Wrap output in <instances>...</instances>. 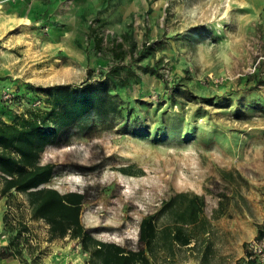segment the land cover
Here are the masks:
<instances>
[{
  "label": "rangeland",
  "instance_id": "374dc122",
  "mask_svg": "<svg viewBox=\"0 0 264 264\" xmlns=\"http://www.w3.org/2000/svg\"><path fill=\"white\" fill-rule=\"evenodd\" d=\"M0 13L10 23L0 33L6 121L50 109L48 88L80 85L89 69L92 81L112 65L139 74L109 87L118 112L92 110L40 157L57 166L46 186L89 189L81 221L95 239L135 246L141 218L177 191L203 194L202 215L215 227L237 218L264 230V0H0ZM114 41L124 43L122 59ZM3 183L0 174V224L10 239L22 231L19 258L42 264L54 253L90 264L80 238L49 239L28 194L3 195ZM187 255L178 251L179 262Z\"/></svg>",
  "mask_w": 264,
  "mask_h": 264
},
{
  "label": "trees",
  "instance_id": "16d2710c",
  "mask_svg": "<svg viewBox=\"0 0 264 264\" xmlns=\"http://www.w3.org/2000/svg\"><path fill=\"white\" fill-rule=\"evenodd\" d=\"M87 36L94 38L97 48L102 46L103 37L96 27H91ZM110 49L115 59H122L126 53L123 41H114ZM146 53L142 51L141 56ZM124 69L126 73H123ZM143 70L153 73L148 65ZM92 75L93 70L89 69L88 80L80 85L60 83L50 86L48 90L54 95L50 109H31L11 122L0 116V174L4 180L1 194H10L12 190L27 193L32 218L42 219L49 225L48 238H80L83 249L90 252V264H154L159 255L172 259L184 247L189 250L192 240L201 237V242H205L204 235L211 223L202 215L206 204L203 194L177 191L166 197L157 211L141 218L137 243L127 246L95 239L93 231L84 226L81 213L82 205L89 198L88 188L62 193L46 186L56 174L57 166L52 161L41 162L45 148L59 142L72 125L92 110L104 114L118 112L120 108L109 87L128 85L133 76L136 82L139 79L135 70L120 65L102 69L98 79L93 81ZM218 211L224 212L223 208ZM21 233L18 231L0 249V256L18 257L21 254ZM263 233L260 228L258 235Z\"/></svg>",
  "mask_w": 264,
  "mask_h": 264
},
{
  "label": "crops",
  "instance_id": "0c3cea01",
  "mask_svg": "<svg viewBox=\"0 0 264 264\" xmlns=\"http://www.w3.org/2000/svg\"><path fill=\"white\" fill-rule=\"evenodd\" d=\"M15 5V2L7 3L6 9L9 10V7H13ZM5 15L6 14L0 13V33L3 32L10 24L7 23L9 21ZM26 20L29 21V18L26 17ZM218 217L219 216H217V219ZM225 221L226 219L223 218L222 221H220L221 223H217L215 227V221L211 220V226L208 227V230L204 235L206 237L205 242H201V237L197 241L192 240L190 246L192 247L195 243L196 245L187 250V256L189 258L186 260L179 262L177 253L172 259L169 257L166 258L162 255H159V259H161L164 263L169 264L170 262L177 264H237V262L244 255L246 242L259 234L260 226L255 222L249 221V219L245 221V223H241V221L237 218L233 219L231 223L230 221L225 223ZM0 234L1 249V246L3 247L9 243L11 236L9 231L1 224ZM212 236L216 238V242L214 239L211 240ZM218 240H221V243L217 242ZM183 249L186 250V247ZM54 255V253L44 255L41 260L42 264H65L68 260L65 258L64 254L62 256ZM29 261V258L21 259L15 256H0V264H31Z\"/></svg>",
  "mask_w": 264,
  "mask_h": 264
},
{
  "label": "built area",
  "instance_id": "2783aa9c",
  "mask_svg": "<svg viewBox=\"0 0 264 264\" xmlns=\"http://www.w3.org/2000/svg\"><path fill=\"white\" fill-rule=\"evenodd\" d=\"M238 264H264V233L246 242L245 253Z\"/></svg>",
  "mask_w": 264,
  "mask_h": 264
}]
</instances>
